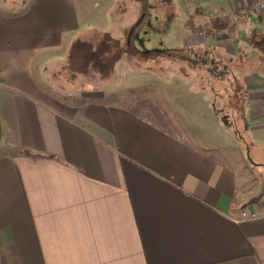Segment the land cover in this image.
Segmentation results:
<instances>
[{
	"label": "crops",
	"instance_id": "1",
	"mask_svg": "<svg viewBox=\"0 0 264 264\" xmlns=\"http://www.w3.org/2000/svg\"><path fill=\"white\" fill-rule=\"evenodd\" d=\"M180 1L184 22L215 16L199 23L210 35L183 22L182 49L210 51L218 93L237 102L226 115L190 88L201 103L181 136L142 104L110 101L117 75L65 78L69 50L105 35L115 0L0 1V264H264V164L243 148L264 147V11ZM242 212L256 217L234 223Z\"/></svg>",
	"mask_w": 264,
	"mask_h": 264
},
{
	"label": "rangeland",
	"instance_id": "2",
	"mask_svg": "<svg viewBox=\"0 0 264 264\" xmlns=\"http://www.w3.org/2000/svg\"><path fill=\"white\" fill-rule=\"evenodd\" d=\"M0 1L12 2L14 0ZM24 1L26 3L29 0ZM115 1L117 4L115 10H112L111 15L103 16L102 23L98 27L102 34L108 35L116 42V47L118 45L122 50L119 54L120 57L116 60V66L114 65L110 74L111 77L117 75L119 78L114 82L115 84L108 85L112 93L110 101L126 103L125 105L142 104L140 112L158 116L164 125L169 126L166 129L177 136H181L182 128L179 125L182 123L180 121H183L182 118L189 106H195L200 102L198 97H193L189 93L190 88L193 91L197 90L196 86L209 89L205 92L208 95L207 98L213 99L212 101L216 102L218 106L222 104L225 114H230L231 106L237 102H234L233 97L218 93V77L211 76L206 67L200 63L193 66L192 62L198 61L193 55L187 54L186 62L183 56H179V53L182 52L184 38L182 24L185 20L182 8L184 4L180 0ZM214 18L215 16L208 14L198 23L209 19L212 24ZM83 38H87L88 44H80V42L85 43ZM101 38L102 35L99 36L98 33L87 32L79 40L80 42L78 41L77 45L69 50L67 56L71 60L70 66L67 70L62 69L63 72H66L65 78L68 83L71 81L72 84L79 85L80 82H83L82 86L90 81L91 84L97 86L100 81L98 79L107 74V68L102 70V68L91 64V61H95L105 49L100 48ZM70 74L80 76L75 81L71 78L74 76ZM190 74L195 79L188 83L184 78L185 75ZM210 91L214 95L213 98L210 97ZM228 130H232L230 135L234 137V128L222 126L219 131H222L223 135ZM238 130L244 135L248 134L246 128ZM195 140L197 141V139ZM213 142L215 141L213 140ZM246 142L247 144L243 148L248 162L264 164V147L254 145L247 140ZM258 171L264 172L260 168Z\"/></svg>",
	"mask_w": 264,
	"mask_h": 264
},
{
	"label": "trees",
	"instance_id": "3",
	"mask_svg": "<svg viewBox=\"0 0 264 264\" xmlns=\"http://www.w3.org/2000/svg\"><path fill=\"white\" fill-rule=\"evenodd\" d=\"M183 2L189 0H182ZM204 18V13L201 9H196L193 13L187 16L186 21L183 24V27L186 30H189L191 33L195 34L198 32H203L206 35L212 34L211 29L208 27L207 23L199 24V20ZM100 48H105L102 53L96 58L95 61H91L93 66H98L100 68H106L107 66V74H111L114 68L115 62L118 59L119 54H121L122 50L120 47H116V42L113 41L108 35H103L101 41L99 43ZM193 55L198 61L195 63L192 62V65H196L197 63L202 64V66L206 67L207 72L215 77H222L223 71L216 67L213 62L212 53L210 51H203L200 53L199 51H189L188 49H182V52L179 53V56H183L185 62L187 60L186 55ZM173 56V55H171ZM70 66V65H69ZM74 78V77H72Z\"/></svg>",
	"mask_w": 264,
	"mask_h": 264
},
{
	"label": "built area",
	"instance_id": "4",
	"mask_svg": "<svg viewBox=\"0 0 264 264\" xmlns=\"http://www.w3.org/2000/svg\"><path fill=\"white\" fill-rule=\"evenodd\" d=\"M264 11V0H255L251 2L247 7H245L239 16H246V15H256ZM233 20H236L235 18ZM255 214H250L247 212H242L237 218L233 219L232 221L236 224L241 223L242 221L255 218Z\"/></svg>",
	"mask_w": 264,
	"mask_h": 264
}]
</instances>
